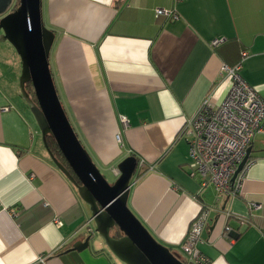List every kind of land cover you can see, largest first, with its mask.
<instances>
[{
  "label": "crops",
  "instance_id": "0c3cea01",
  "mask_svg": "<svg viewBox=\"0 0 264 264\" xmlns=\"http://www.w3.org/2000/svg\"><path fill=\"white\" fill-rule=\"evenodd\" d=\"M116 4L42 0L44 24L56 34L54 82L81 142L112 183L126 157L144 162L128 206L183 260L191 224L209 208L198 243L208 264H264V133L255 135L241 185L228 196L190 175L182 134L204 100L225 98L232 80L224 64L243 61L242 77L264 96V0ZM158 8L179 18L157 17ZM216 39L224 40L215 46ZM20 65L15 47L0 40V264H127L88 230L90 207L36 129ZM88 236L87 248L73 249Z\"/></svg>",
  "mask_w": 264,
  "mask_h": 264
},
{
  "label": "water",
  "instance_id": "95a60500",
  "mask_svg": "<svg viewBox=\"0 0 264 264\" xmlns=\"http://www.w3.org/2000/svg\"><path fill=\"white\" fill-rule=\"evenodd\" d=\"M0 0V40L10 42L20 55L21 95L41 130L44 145L55 165L74 184L80 197L89 205L90 224L87 228L104 238L110 250L127 264H187L169 246L158 241L128 206V196L135 177L138 158L126 157L119 165V176L107 180L81 142L59 97L51 66L50 53L56 37L42 17V0ZM17 2V3H18ZM32 82L36 101L27 90ZM52 134L73 174L52 153L46 136ZM249 146L239 164L233 181L251 158ZM121 233L116 237V232ZM90 236L77 241L73 249L89 246Z\"/></svg>",
  "mask_w": 264,
  "mask_h": 264
},
{
  "label": "built area",
  "instance_id": "2783aa9c",
  "mask_svg": "<svg viewBox=\"0 0 264 264\" xmlns=\"http://www.w3.org/2000/svg\"><path fill=\"white\" fill-rule=\"evenodd\" d=\"M156 16L179 18L177 13L166 8H158ZM223 40L216 39L213 45H219ZM247 55L248 52L243 51L242 59ZM242 62L223 65L232 80L225 98L218 104L209 98L204 100L197 114L182 130L190 145V175L199 181L201 187L212 185L216 193L223 196L233 193L241 185L244 170L235 181L233 176L255 135L264 133V96L242 77ZM121 117L124 123L128 122L125 116ZM144 167V162L139 161L137 169L141 171ZM208 218L209 208H204L191 224L181 245L187 256L186 263H209L198 248ZM56 221L63 225L62 220ZM41 260L45 259L42 257Z\"/></svg>",
  "mask_w": 264,
  "mask_h": 264
},
{
  "label": "trees",
  "instance_id": "16d2710c",
  "mask_svg": "<svg viewBox=\"0 0 264 264\" xmlns=\"http://www.w3.org/2000/svg\"><path fill=\"white\" fill-rule=\"evenodd\" d=\"M123 0H117V4L116 6H118V3H121ZM19 2L17 3L16 6H18ZM27 90L29 91V93L31 94L32 98L34 99V101H36V96H35V92H34V88H33V84L32 82H29L27 84ZM47 138V142H48V145L52 151V153L54 154V156L58 159V161H60L65 167H67L70 172L73 174V171L72 169L70 168L65 156L63 155V153L61 152L58 144H57V141L56 139L54 138V136L52 134H48L46 136ZM251 161V158L250 160ZM248 161V163H249ZM121 233L119 231L116 232L115 236L118 237L120 236ZM173 250V249H172ZM187 264H190V263H187ZM191 264H194V263H191Z\"/></svg>",
  "mask_w": 264,
  "mask_h": 264
},
{
  "label": "rangeland",
  "instance_id": "374dc122",
  "mask_svg": "<svg viewBox=\"0 0 264 264\" xmlns=\"http://www.w3.org/2000/svg\"><path fill=\"white\" fill-rule=\"evenodd\" d=\"M20 68H21V71H22V61H21V65H20ZM21 76V75H20ZM19 83H20V78H19ZM25 100V99H24ZM29 106V105H28ZM29 108H30V106H29ZM30 112H31V109H30ZM32 113V112H31ZM33 114V113H32ZM34 116V115H33ZM35 118V117H34ZM35 126H36V129L39 131V133H40V136H41V138H42V133H41V130H40V128H39V126H38V124H37V121H36V119H35ZM101 170V169H100ZM102 172V171H101ZM103 173V172H102ZM104 174V173H103ZM104 176L107 178V180L108 181H110L109 179H108V177L104 174ZM110 182H112V181H110ZM78 192V191H77ZM83 202H84V204L89 208V206H88V204L83 200ZM90 225H92V227H94L95 225H94V222L93 223H91ZM97 233V232H96Z\"/></svg>",
  "mask_w": 264,
  "mask_h": 264
}]
</instances>
